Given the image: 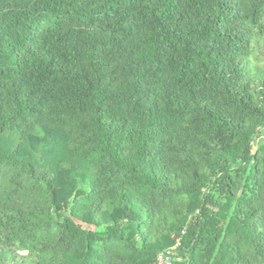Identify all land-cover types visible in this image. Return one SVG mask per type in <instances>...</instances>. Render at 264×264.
Masks as SVG:
<instances>
[{
	"label": "trees",
	"instance_id": "trees-1",
	"mask_svg": "<svg viewBox=\"0 0 264 264\" xmlns=\"http://www.w3.org/2000/svg\"><path fill=\"white\" fill-rule=\"evenodd\" d=\"M264 264V0H0V264Z\"/></svg>",
	"mask_w": 264,
	"mask_h": 264
},
{
	"label": "built area",
	"instance_id": "built-area-1",
	"mask_svg": "<svg viewBox=\"0 0 264 264\" xmlns=\"http://www.w3.org/2000/svg\"><path fill=\"white\" fill-rule=\"evenodd\" d=\"M179 246L180 243L168 251L159 254L153 264H174L176 261H180V258L178 257Z\"/></svg>",
	"mask_w": 264,
	"mask_h": 264
}]
</instances>
